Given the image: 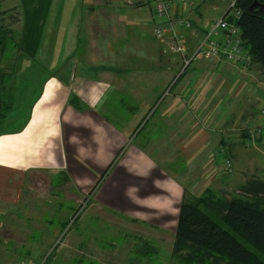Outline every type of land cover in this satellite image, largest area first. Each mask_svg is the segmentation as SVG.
<instances>
[{
    "label": "crops",
    "instance_id": "crops-1",
    "mask_svg": "<svg viewBox=\"0 0 264 264\" xmlns=\"http://www.w3.org/2000/svg\"><path fill=\"white\" fill-rule=\"evenodd\" d=\"M71 1L21 0L25 18L18 34L26 54L20 64L30 69L40 58L52 74L21 124L0 130V213L23 206L30 173L65 172L71 181L52 187V205H59L60 195H75V202L88 200L96 217L83 218L48 264H106V248L117 258L126 255L127 264L171 259L182 264L173 247L185 197L200 196L206 188L228 197L263 178L252 171L259 161L247 158L243 176L234 178L233 170L230 182L223 179L224 159L236 165L250 130L262 143L264 133L257 129L264 130V69L254 63L243 71L233 62L205 57L184 67L182 56L172 59L154 38L151 6L137 2L148 14H84L88 0H83V11L74 14L64 7ZM186 10L178 15L193 22L191 52L208 25L201 26L203 14ZM92 30L96 38L90 39ZM195 61H207L197 65L207 68L200 77L187 74ZM174 63L186 68L179 77L168 74ZM206 94L212 99L202 119ZM226 96L238 98L237 106L216 119L211 108ZM125 238L134 246L121 256L118 245ZM11 250L17 257L31 253L25 245ZM1 253L0 264H9Z\"/></svg>",
    "mask_w": 264,
    "mask_h": 264
},
{
    "label": "rangeland",
    "instance_id": "rangeland-1",
    "mask_svg": "<svg viewBox=\"0 0 264 264\" xmlns=\"http://www.w3.org/2000/svg\"><path fill=\"white\" fill-rule=\"evenodd\" d=\"M58 1L59 0H57V2ZM132 1L136 3L129 4L127 0H88L85 5L86 11L84 14H148L146 13V11H143L141 7L136 6L138 0ZM230 1L231 0H206V2L201 3L200 6L197 5V7L193 9L186 10L185 14H203L201 26L205 27L211 22L213 23L222 17L225 9L228 8ZM57 2H55L54 5H56ZM200 2L201 1H199L198 3ZM21 4V0H0V12H4L5 14L3 27L7 26L13 28L15 38L17 31L22 29L23 18H25ZM82 4L83 0H73L69 4L64 5V7L65 10L69 12L80 14V11H83ZM95 20L96 17L93 18L92 22L94 23ZM9 32L5 33L6 37L7 35L8 37H11V34H9ZM91 33L92 34L90 35V39H92L93 37L96 38V32L92 30ZM203 35V33H201V35H198L197 42H199L203 38ZM82 37L84 44H82L80 51H82L86 42L84 39V31L82 32ZM3 46H5V48H3ZM12 52L14 51H12V49H9L8 44H0V76L3 78L2 82L6 83L5 85L8 86V91L12 93V99L14 102L13 105L9 108L8 115L1 119L0 130L14 129L21 124L20 121L23 119V116L28 113L30 105L39 95L44 80L46 79V77L52 74V67L49 65L43 67L44 65L38 61L40 60V58L37 60V63L35 62V66H32L30 69L23 68L20 64V56L22 55V52L19 54V56L15 55V53ZM5 53V56L1 55ZM169 56L172 59H176V61L177 58H179L172 53H170ZM199 64H207V61H195L188 69L187 74H192L197 77L202 76V74H204L203 72L207 70V68H198L197 65ZM19 67L20 70H17V73L15 72L14 76L13 74H7L6 76L1 75V72L9 73L12 71V68H15L16 70V68L18 69ZM184 69L186 68L181 67V69L178 70L176 63H174V67L170 68L168 74L171 76V73H174V75L179 77L184 72ZM231 71L229 72L231 73ZM259 74L262 73L259 72ZM5 85L4 88L2 87L3 92H6ZM170 86H172V84H170ZM170 86L168 90H166L167 92L172 90ZM9 92L6 93L8 96H11ZM211 97L212 96L210 94H206L205 97H203L205 98L203 99V103H205L206 101H211ZM226 97L227 98L223 99L220 98L219 102L215 101L216 107L211 108V110L215 111L216 113V119L219 115L220 117H222L224 114L223 111L229 109L230 105L235 103L237 101L236 99H238L233 96L232 98L230 96ZM228 97H230V99ZM207 105V108L203 110L204 112H202V119L207 118V112L208 109H210L209 104ZM234 106H237V103H235ZM219 130L221 131L222 129H220L219 127L217 129L218 133ZM242 133L246 135V132ZM250 134L251 137L245 139L246 142L242 147L244 151L239 158L240 160L234 166V178L243 176V172L249 169L250 164L249 161H246L247 158L259 161L257 166H253L256 170L252 171L258 173L257 175H259V177L264 178V137L262 139V143H259L256 138L253 137L256 136V133H252V130H250ZM219 142L222 143L224 141L219 140ZM250 142L252 143L249 144ZM224 151L226 152V148ZM224 172L225 177L223 179L230 182V172H227L226 168ZM61 173H30L25 185L23 206L21 205L18 207H10L7 208L4 213H0V222L2 223V226H0V240L3 244L0 250L3 251V253L1 254L4 257V262L15 264L16 260H18V264H21L22 262L31 263L32 261H29L30 257L31 259H33L35 255L37 256L38 254H41L39 261H42L43 264H48V261L50 260V258H52L53 252H57L59 250L57 248L66 241L67 237L70 236V232L80 224L83 218L91 219L93 217H96V213L88 208V200H82L80 201V203L78 201L75 202L73 201L76 199L75 195H60V199L58 200V202H60L59 205H52V187L54 185L60 184L64 179L63 175L66 174L65 172ZM239 192L241 191L235 192V190H233L231 194L236 195ZM76 221L78 222L76 223ZM52 224H57L58 226L55 227ZM76 230H79V227ZM57 231V234H59L60 238L56 244H52V236H54ZM33 240L35 241V244H32ZM38 242L39 244H37ZM23 245L30 246V250L33 246L35 247L34 250H31L28 258H24L26 254L22 253L23 251L20 252L19 256L17 257L11 250L13 247L17 248L22 247ZM118 246L120 247L122 252L121 256H123L127 254L128 251L134 246V243L125 238L124 240H121ZM37 250H39L38 253ZM125 258L126 255L121 258H117L116 254L114 253V249L110 252L109 249L106 248V255L104 260L106 264H110V262L127 264V262L124 260ZM172 262H174V264H177L176 260H169V264H172ZM182 264L185 263L182 262Z\"/></svg>",
    "mask_w": 264,
    "mask_h": 264
},
{
    "label": "trees",
    "instance_id": "trees-1",
    "mask_svg": "<svg viewBox=\"0 0 264 264\" xmlns=\"http://www.w3.org/2000/svg\"><path fill=\"white\" fill-rule=\"evenodd\" d=\"M255 2L258 6L251 8ZM238 5L243 11L239 22L244 47L253 62L264 69V0H238ZM4 19V12H0V44H8L15 55L26 54L22 51L18 31L15 38L13 28L3 27ZM7 32L11 37H6ZM17 70L20 67L1 75L14 76ZM2 79L0 76V121L14 103ZM4 85L11 96L2 91ZM63 176L61 183L70 180L67 174ZM239 191L225 197L206 188L200 196L185 197L179 210L173 247L179 261L185 264H264V179H251Z\"/></svg>",
    "mask_w": 264,
    "mask_h": 264
},
{
    "label": "built area",
    "instance_id": "built-area-1",
    "mask_svg": "<svg viewBox=\"0 0 264 264\" xmlns=\"http://www.w3.org/2000/svg\"><path fill=\"white\" fill-rule=\"evenodd\" d=\"M201 1L200 3H198ZM206 0H139V3L151 6L153 19V32L163 45V50L176 56H182L183 66L186 67L192 59L205 57L211 61H230L243 71L254 64L249 50L244 47L242 28L239 22L243 11L238 5V0H231L228 8L220 19L208 24L203 38L196 42L190 52L188 31L193 28L191 20L183 15L184 9H193ZM179 9V11H178ZM182 10V11H181ZM264 115V109L262 111ZM258 133L264 132L263 128L257 129ZM250 142L249 144H251ZM227 172L232 173L234 164L230 158L224 159ZM21 264H43L42 261Z\"/></svg>",
    "mask_w": 264,
    "mask_h": 264
},
{
    "label": "water",
    "instance_id": "water-1",
    "mask_svg": "<svg viewBox=\"0 0 264 264\" xmlns=\"http://www.w3.org/2000/svg\"><path fill=\"white\" fill-rule=\"evenodd\" d=\"M257 6H258V3L255 2L254 4L251 5V8H254V7H257ZM251 8H250V9H251Z\"/></svg>",
    "mask_w": 264,
    "mask_h": 264
}]
</instances>
